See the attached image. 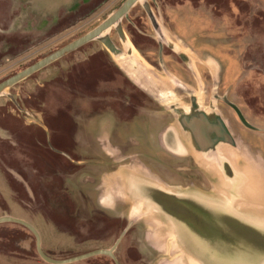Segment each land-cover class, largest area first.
<instances>
[{
  "label": "rangeland",
  "instance_id": "obj_1",
  "mask_svg": "<svg viewBox=\"0 0 264 264\" xmlns=\"http://www.w3.org/2000/svg\"><path fill=\"white\" fill-rule=\"evenodd\" d=\"M124 1L0 0V79L87 34ZM148 3L168 43H162L141 2L128 14L131 24L122 20L138 61L150 72L148 76L143 74L141 84L163 89L159 80L168 75L159 66L161 42L163 55H169L163 59L164 67L176 82L170 89L181 104L190 105V94H196L207 109L214 103L220 112H233L223 99L236 104L258 132L239 122L242 133L233 132L237 137L242 135L241 141L257 159L264 158V0ZM112 32L109 30V35ZM113 37L118 47H123L117 36ZM186 47L192 64L183 62L175 50ZM102 49L98 40L91 41L0 97V110L4 109V115L0 113V217L12 216L34 226L41 236L42 249L56 260L107 249L124 230L116 223L107 227L93 216L95 197L110 192L111 154L121 157L120 150L111 148L108 142L107 134L118 122L117 109L109 108L108 102L119 105L124 95L148 92L131 79L129 87L128 77L115 70L104 53L101 57L92 55ZM7 94L16 97L21 110ZM95 113L89 125L92 134L87 135L84 128L83 140L87 138L89 143L85 151L89 153L81 154L77 120ZM119 131L123 129L119 127ZM139 132L141 128L136 126L120 135L141 143ZM151 143L152 153L160 152L156 142ZM132 151L138 154L133 158L141 160L139 153ZM97 157L107 163L99 168L89 166L93 164L89 161L77 163ZM95 175H99L102 188L90 187L91 193H82L80 186L83 182L91 185ZM149 216L140 220L120 244L115 253L120 264H191L188 256L179 252L180 247L171 245L170 234L159 237L150 228L153 219L160 218ZM179 256L181 261L175 263ZM0 264L50 263L39 255L37 239L30 230L5 222L0 224ZM70 264L114 262L106 255H97Z\"/></svg>",
  "mask_w": 264,
  "mask_h": 264
},
{
  "label": "water",
  "instance_id": "obj_2",
  "mask_svg": "<svg viewBox=\"0 0 264 264\" xmlns=\"http://www.w3.org/2000/svg\"><path fill=\"white\" fill-rule=\"evenodd\" d=\"M138 2L142 3L143 8L145 9L158 36L163 39L162 43H168L158 20L152 12L148 0H125V2L99 26L1 83L0 96L5 95V91L15 84L23 81L32 74L38 72L81 46L94 40L102 42L105 48L112 55L114 61L117 57L124 58L126 61L125 68L118 65L116 61L115 63L127 75V77L131 79V81H134L136 85L138 84L145 91H147L148 95L159 97V102L163 104L166 109H171L176 114L188 113L191 110L198 111L203 114L212 112V114L215 115L220 122L221 126L219 125V127L222 128L221 134H225V136L223 135L225 140H219L216 146V140H214V138L217 134H219V132L205 128L200 124H186L185 128L188 129L192 135H194V138H196L199 145L198 147L193 146V148L189 151H186L183 143L184 141L182 140L179 132H173L176 139V141H174L175 145H173L171 141H166V133L161 136V139L165 137L162 145L166 150L172 152L173 154L178 151L181 153L191 152L195 159L196 155H201L208 165L213 166V168L216 169L221 178L218 179L216 176L211 174L217 180V186L214 187V195H197L196 201H186L185 199L175 197V201H167L163 205L165 213L175 219V221L172 222L178 225V227L172 226L170 220L166 217L161 218L157 215V217L162 221L160 222L159 219L158 221L153 219L154 225H151L152 227L150 228L155 230L159 237L163 236L164 233H167L168 235L170 234L171 245L180 247L179 252L184 256H188L191 264H234L227 262V259L231 254L236 256L238 252H240L241 255L245 252L251 253L252 255L248 258L250 259L255 255V253H258L262 249L264 253V236L253 231L250 227L252 225L248 224L244 220H241L240 216L237 214L238 210L242 212L244 207L256 206L259 201V196H262L263 194L258 196L251 195L249 185L246 183L247 175L244 170L246 168L244 167V162L238 161L235 163L232 160L223 158L220 151L223 148H231L235 151L244 153L254 164L258 163L262 165L261 158L259 157L260 160L257 159L255 155L248 151L249 149L246 148V145L243 144L241 139L237 137L228 126V123L222 116L221 112L215 108L214 103L210 109H207L201 104V99L198 98L196 94H190V97L194 99L192 104H181L177 95H174L170 89V86H176V82L173 80L175 77H173V75L164 67L162 59L163 44L161 42L159 43L161 48L160 64L163 71L168 75V78L166 79L170 81V85L166 86L162 81L163 79L159 80V86L163 89H158V86H151L149 89L146 87V84L144 86L141 84L140 80L143 81V74L148 76L150 72L149 69H146L145 64L138 61L137 53L135 52L133 45L130 43L122 27V20L128 17L129 12ZM112 27L116 28L122 42L124 43V51L118 48L108 33ZM175 50H177L178 55L185 63H191L187 47L183 50H178L177 48H175ZM177 85L179 88L182 87V85ZM183 86L185 87L186 85ZM224 101L236 110L240 120L245 126L256 129V127L246 120L242 111L236 104L228 101L227 99H224ZM179 136L181 138H179ZM210 147H212V149L216 147V149L213 151ZM152 213V211H149L145 219L147 220V218H150L149 215L156 216ZM144 215H132L129 225L121 233L112 248L94 250L66 260L53 259L44 252L42 249L41 236L37 229L30 223L12 216H2L0 217V224L11 222L20 224L29 229L37 239V251L39 255L43 260L50 264H70L97 255L109 256L114 259L116 264H120L114 253L120 245L122 239L131 228L132 224L136 221L137 217ZM255 243H257L256 246ZM180 259L181 256H179V259L176 258L175 263L177 260L181 261ZM240 264L251 263L248 261L240 262Z\"/></svg>",
  "mask_w": 264,
  "mask_h": 264
},
{
  "label": "flooded vegetation",
  "instance_id": "obj_3",
  "mask_svg": "<svg viewBox=\"0 0 264 264\" xmlns=\"http://www.w3.org/2000/svg\"><path fill=\"white\" fill-rule=\"evenodd\" d=\"M115 11H113L112 13H114ZM109 16H107V18ZM106 19H104L103 21H105ZM123 20H127L128 24H131L128 17L124 18ZM122 27L128 38V35L126 33L127 30L124 28V22H122ZM110 31H113L111 33L112 36L110 35L112 41L116 44V40H114L113 35L117 36L119 43L123 46L120 49L124 51V43L122 42L116 28L112 27ZM100 43L103 46V49L99 52L92 53V55L101 57L104 56V53L105 56L112 62L114 69L117 70L119 73L123 74L125 77H127V75L117 66L112 55L105 48L102 42ZM160 51L161 48H159L158 56L159 66H161ZM163 52L164 47L162 48V59H164V57H169L168 54L164 56ZM179 58L183 61L180 56ZM14 75L10 76L9 78L13 77ZM7 79H4L2 77L0 79V84L6 81ZM128 83V86L130 87V79L128 80ZM131 91L132 90H130V93ZM7 98L10 100V102L15 105L16 108H19V105L16 101V97L12 96L11 94H7ZM193 101L194 99L190 97V105ZM118 102L119 105L115 104L116 102L114 101L111 102L112 104L108 102L109 108L117 109L116 116L118 122H116L114 127L111 128V133L107 135L109 138V146L118 151L120 150L119 154H121V157L115 158L119 155L115 153L111 154L114 160H110L108 164V168L111 171L110 175L112 177L109 185L110 192L107 191L104 196H98V198L95 197L96 201H94L95 207H93V216L98 222L104 223L107 227L111 223H116L121 226L122 229L125 230L126 227L129 225L133 214H145L144 216L137 217L136 221L132 224L131 228L129 229L130 231L140 220L145 221V217L146 215H148V212L152 211V214H155L156 216L158 215L161 218L166 217L168 220H170L172 226L178 227V225L172 222L175 221V219L172 218L169 214L165 213L163 205L167 201H175V197L185 199L186 201H196L197 195H214V187L217 186V180L211 175V173L206 168H203L197 162L191 152L181 153L180 151H178L173 154L172 152L164 148L162 142H164V138L166 137V141H171L172 144L175 145L174 141H176V139L173 132L177 131L180 133L182 140L184 141L183 143L186 148V151H189L191 148H193V146L198 147L199 145L196 141V138H194V135H192L191 132L188 131V129H186L185 127L186 124H200L205 128L219 132V134H217L214 138V140H216L217 146V142L219 140H225V134H221L222 128L219 127L220 122L218 118L212 114V112L203 114L201 112L191 110L188 113L176 114L171 109H166L165 111L161 110L159 108L164 107V105L159 102V97H154L148 94L135 93L124 95L122 96V99ZM154 102H156L157 104H155ZM223 102L233 110L232 113H228L227 111L221 112L222 116L225 118L226 122L228 123V126L231 128L232 131L234 130L236 134H240L241 131L240 127L238 126L239 122L246 129L253 132H258L257 128L252 129L245 126L240 120L236 110L226 101H224V99ZM120 103L122 104L120 105ZM19 110L21 109L19 108ZM0 113L4 115V109L0 110ZM99 113L101 112L99 111ZM97 114L98 113H95L93 117L82 116L77 120V145L79 147V152L81 151V154H85V152H88L85 151L86 148L89 150V143L87 142V138L83 140V137L86 136L84 133V128L85 132H88L87 135L92 134L90 130L91 127L89 125L93 124ZM119 122L121 126H119ZM136 126L141 128V133L139 132L142 138L141 143L131 137H128L126 134L120 135L123 133H127L130 127ZM119 127H121L123 131H119ZM164 133H166L167 136L164 135L165 137L161 139V136ZM181 137L179 136V138ZM151 140L156 142V145L158 146L160 152L158 151V153L156 154L152 153V150L150 149L152 146ZM210 149L214 151L216 147L213 149L212 147H210ZM132 150H134V152L139 153V155L141 156V160L133 158V154H138L133 153ZM121 151L125 154L122 155ZM88 161L89 163L93 162V164H90L89 166H96L98 168L102 166L101 164L107 163V161L101 160L99 157L87 160L81 159L78 160L77 163L83 165ZM83 173H85V171H83ZM92 182V184H94L95 186H93L92 184L88 185L87 182H83V186H80L79 190H81V192L84 194H89L91 193L89 189L90 187H95V190H100L102 188L99 175H95V177H93ZM109 211L112 212V215H109L110 219L108 218V214H111L109 213ZM106 212L108 214H106ZM102 230L106 229L102 228ZM124 238L122 239L121 243L123 242ZM117 240H115V243ZM114 244L107 249L112 248ZM112 260L114 264H116L114 259Z\"/></svg>",
  "mask_w": 264,
  "mask_h": 264
},
{
  "label": "bare ground",
  "instance_id": "obj_4",
  "mask_svg": "<svg viewBox=\"0 0 264 264\" xmlns=\"http://www.w3.org/2000/svg\"><path fill=\"white\" fill-rule=\"evenodd\" d=\"M115 61L122 68H125L126 61L123 57H117L115 58ZM162 81L166 86L170 85L168 79H163ZM220 152L223 158L232 160L235 163L238 161L244 162V167H246L244 170L247 175L246 183L249 185L251 195L258 196L264 194V169L262 165L258 163L254 164L244 153L235 151L231 148H223ZM195 157L199 164L206 168L212 175L216 176L218 179L221 178L216 169H214L213 166L208 165L201 155H196Z\"/></svg>",
  "mask_w": 264,
  "mask_h": 264
},
{
  "label": "crops",
  "instance_id": "obj_5",
  "mask_svg": "<svg viewBox=\"0 0 264 264\" xmlns=\"http://www.w3.org/2000/svg\"><path fill=\"white\" fill-rule=\"evenodd\" d=\"M239 138L241 139V137ZM261 160H262L261 163L264 167V158H261ZM237 214L240 216L241 220H244L248 224L252 225L250 227L253 231L264 236V194L262 196H259V201L256 206L244 207L243 211L240 212V210H238ZM256 245L257 243H255V246ZM251 255H252L251 253H246V252L243 255H241V253L238 252L236 256L231 254L228 257L227 262L240 264V262L249 261L251 264H264L263 249L260 250L258 253H255L254 256L248 259Z\"/></svg>",
  "mask_w": 264,
  "mask_h": 264
}]
</instances>
